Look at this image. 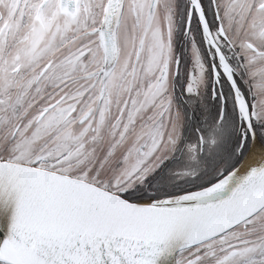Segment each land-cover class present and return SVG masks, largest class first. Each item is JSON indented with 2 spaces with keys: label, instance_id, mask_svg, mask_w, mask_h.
I'll return each mask as SVG.
<instances>
[{
  "label": "snow or ice",
  "instance_id": "obj_1",
  "mask_svg": "<svg viewBox=\"0 0 264 264\" xmlns=\"http://www.w3.org/2000/svg\"><path fill=\"white\" fill-rule=\"evenodd\" d=\"M0 264H264V0H0Z\"/></svg>",
  "mask_w": 264,
  "mask_h": 264
},
{
  "label": "flooded vegetation",
  "instance_id": "obj_2",
  "mask_svg": "<svg viewBox=\"0 0 264 264\" xmlns=\"http://www.w3.org/2000/svg\"><path fill=\"white\" fill-rule=\"evenodd\" d=\"M175 46H176L177 52L180 53V55H181V59H182V62L184 64L185 69H187L192 64V56L190 53L191 42H190V40H188L184 36L182 30H179L177 32V36L175 39ZM186 79H187V73H186V71H183L181 73V75L177 77V79L175 81V83L177 85V95H179V100L181 101V103L183 102V97H182L181 93L183 92V84L186 82ZM210 89H211V81L206 82L205 85L203 86L202 96H203V101L206 103V105H208V103H209V107L211 108L210 110L215 111V113L213 114V118H211V121H213V122H211L210 125H212V124L216 125V117L218 115L220 105H219L217 99H213L210 96ZM228 99H229L228 106L231 107L230 97ZM228 106L225 108V111L228 114V118H230V117L233 118V122L231 123L232 133H240L241 122L239 120L238 113L230 112ZM210 110H208V112ZM193 116H194V119L189 120L188 123L186 124V131H187L186 133H192V136L191 137L189 136V138L194 140L196 138V136H195V129L196 128H199L200 131L203 132L204 134L209 133L210 129L205 128L206 124L203 123L206 121V115L204 117H201L200 114L193 113ZM194 125L196 128H193ZM228 155H229V152L227 153V157H228ZM208 156H209V154L207 152L202 154V161L204 162L206 168H211L213 165L221 164L216 159H215L216 162L214 161L212 163H209V161L207 160ZM178 162H179V164L186 163V161L184 160L183 157ZM194 179H195L194 177H187L186 176V177H183L181 183L183 181H192Z\"/></svg>",
  "mask_w": 264,
  "mask_h": 264
},
{
  "label": "rangeland",
  "instance_id": "obj_3",
  "mask_svg": "<svg viewBox=\"0 0 264 264\" xmlns=\"http://www.w3.org/2000/svg\"><path fill=\"white\" fill-rule=\"evenodd\" d=\"M177 98H178V101L181 102L179 100V95H177ZM197 103L199 104L200 101L198 100ZM205 105H206V103L203 101L204 111L206 113V121L203 123L206 124L205 128H207V129L209 128L210 129L209 132H211V131H213V129L215 127L214 124L210 125L211 122H213V121H211V118H213V114L215 113V111L210 110L211 108L209 107V103H208V105H206V106ZM228 107L230 108V106H228ZM208 110H210V111L208 112ZM232 122H233V118L232 117L228 118V124L226 127L225 135L220 140L218 145L213 149L212 153L209 154L208 159H207L209 161V163H212L214 161L216 162V160H218L219 163L225 164L226 162H228V157L231 153L230 151L234 152V146L236 144H238V142H239L240 133H232V127H231ZM193 128H196L195 125L193 126ZM186 134H189L190 137L192 136V133H186ZM207 134H209V133H206L205 135H207ZM248 143H250V140L246 141V144H248ZM228 152H229V155L227 157ZM177 163H179V162H177ZM181 181L182 180L177 181V182L180 183Z\"/></svg>",
  "mask_w": 264,
  "mask_h": 264
},
{
  "label": "trees",
  "instance_id": "obj_4",
  "mask_svg": "<svg viewBox=\"0 0 264 264\" xmlns=\"http://www.w3.org/2000/svg\"><path fill=\"white\" fill-rule=\"evenodd\" d=\"M206 114H205V111H203V113L200 114L201 117H204ZM232 152V151H230ZM181 183V182H180Z\"/></svg>",
  "mask_w": 264,
  "mask_h": 264
}]
</instances>
